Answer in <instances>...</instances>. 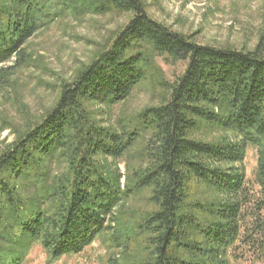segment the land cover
Instances as JSON below:
<instances>
[{
	"label": "trees",
	"instance_id": "trees-1",
	"mask_svg": "<svg viewBox=\"0 0 264 264\" xmlns=\"http://www.w3.org/2000/svg\"><path fill=\"white\" fill-rule=\"evenodd\" d=\"M108 11L130 17L109 46L63 84L53 108L0 153V264L23 263L35 242L57 260L98 237L123 250L142 237L137 261L111 256L106 264H229V249L249 242L244 217L252 200L240 166L248 145L257 150L260 194L252 223L260 228L253 231L264 233L262 48L195 43L152 19L141 0H0V64L24 62L26 41L69 13ZM158 55L186 61L167 99L119 129L97 124L84 104L121 102L149 79L162 84ZM200 124L230 130L237 140L192 137ZM144 133L145 166L122 186L120 174L97 157L118 159ZM198 187L220 199L194 198ZM142 190L152 210L121 223L116 210Z\"/></svg>",
	"mask_w": 264,
	"mask_h": 264
},
{
	"label": "rangeland",
	"instance_id": "rangeland-1",
	"mask_svg": "<svg viewBox=\"0 0 264 264\" xmlns=\"http://www.w3.org/2000/svg\"><path fill=\"white\" fill-rule=\"evenodd\" d=\"M148 15L188 37L191 41L214 47L242 51L261 46L264 55V0H141ZM129 13H69L51 25L38 30L23 46L25 61L0 64V153L36 125L56 104L61 87L72 81L77 73L106 49L117 31L129 19ZM155 64L162 84L149 79L137 85L130 95L115 104L86 102L85 108L95 122L111 129L135 116L143 108L158 105L167 99L170 85L183 72L186 61L158 55ZM194 138L216 141L223 137L237 140L230 131L200 124L190 134ZM148 134H142L133 146L118 159L98 156L97 160L120 174L123 186L126 177L136 168L145 166V147ZM252 202L245 208L246 240L236 242L228 251L229 264H264V233L252 225L253 202L259 194L255 183L257 150L248 145L240 164ZM57 168L51 164V171ZM199 188V189H198ZM194 198L201 201L220 199L213 191L198 187ZM194 192V188H193ZM148 190L131 197L115 217L131 224L145 212L152 210ZM263 215V214H262ZM263 217V216H262ZM250 235L254 237H250ZM136 237L134 244L123 250L108 245V238L98 237L80 253L50 260L39 242L30 245L21 264H106L109 257L119 262H134L141 255Z\"/></svg>",
	"mask_w": 264,
	"mask_h": 264
}]
</instances>
